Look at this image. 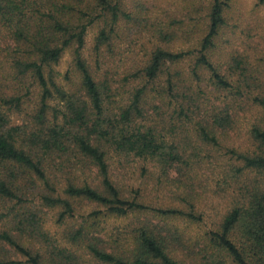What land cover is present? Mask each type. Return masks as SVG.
I'll return each instance as SVG.
<instances>
[{
	"label": "trees",
	"instance_id": "16d2710c",
	"mask_svg": "<svg viewBox=\"0 0 264 264\" xmlns=\"http://www.w3.org/2000/svg\"><path fill=\"white\" fill-rule=\"evenodd\" d=\"M208 1L203 30L142 0H0V264H264V66L214 61L232 0Z\"/></svg>",
	"mask_w": 264,
	"mask_h": 264
},
{
	"label": "rangeland",
	"instance_id": "374dc122",
	"mask_svg": "<svg viewBox=\"0 0 264 264\" xmlns=\"http://www.w3.org/2000/svg\"><path fill=\"white\" fill-rule=\"evenodd\" d=\"M122 4L123 11H132L133 3L135 0H118ZM138 1V0H137ZM144 1L149 8L152 10L150 11L154 16L158 15L159 13H177V19L180 21H188V19H195L198 23L200 22L199 29H205L206 24L204 22L207 21V14H208V0H142ZM227 23L223 29V34L226 40H219L218 45L215 48V55L214 61H220V58L228 53L231 49L239 50L248 57L251 68L253 70H260L259 67L262 65L264 66V0H232L230 8L227 12ZM94 16H96L94 14ZM96 20V19H95ZM124 25V22L122 23ZM99 24L95 23L89 27L87 33V49L90 48L94 35L98 30ZM193 39H191L192 41ZM183 41H178L177 46L180 47H188L189 44L181 45ZM222 43V44H220ZM226 46H229L228 49ZM128 46L124 43L121 44L123 50L126 49ZM144 49L142 44H139L134 49V55L139 60L146 59L147 52ZM197 52H195L188 60L185 62V66L188 67L193 60H195V56ZM72 59V51L68 50L63 59L62 64L60 65L61 70H66ZM247 59V60H248ZM262 69V68H261ZM264 69V68H263ZM263 73L264 72H260ZM165 74L163 73L162 76L156 82L164 84L165 82ZM159 86V85H158ZM33 111V108L31 109ZM28 114L26 115L25 112L18 114L14 113L12 115V122L13 124H21L24 121H29ZM246 127V124L245 126ZM213 176H218V172L216 171ZM94 207L87 206L85 207L86 211ZM50 224L49 227L58 231L59 228L55 220V212L52 213L50 216ZM205 222L202 224H191V230L195 233L204 232L214 226L213 222L216 218V214L211 209L208 210V213L205 214ZM126 221L124 219H113L110 223L111 226L119 225L121 226ZM184 225L187 226L188 222H184ZM15 260L17 261H24V258L20 254L15 255Z\"/></svg>",
	"mask_w": 264,
	"mask_h": 264
}]
</instances>
